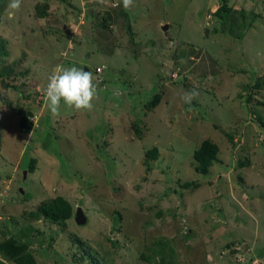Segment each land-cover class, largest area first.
Masks as SVG:
<instances>
[{"label": "rangeland", "instance_id": "rangeland-1", "mask_svg": "<svg viewBox=\"0 0 264 264\" xmlns=\"http://www.w3.org/2000/svg\"><path fill=\"white\" fill-rule=\"evenodd\" d=\"M5 1L0 240L31 226L37 264H158L160 249L173 264H264V0H227L222 15L225 0H22L11 18ZM57 65L92 72V110L51 114ZM204 139L219 152L201 174ZM56 195L86 223L28 216Z\"/></svg>", "mask_w": 264, "mask_h": 264}, {"label": "trees", "instance_id": "trees-1", "mask_svg": "<svg viewBox=\"0 0 264 264\" xmlns=\"http://www.w3.org/2000/svg\"><path fill=\"white\" fill-rule=\"evenodd\" d=\"M226 1L227 0H225V2L217 8V10L215 11L216 15H222L223 12H228L231 10V8L228 7ZM6 3L7 1L0 0V13L4 10ZM48 7L49 5L47 2H39L35 6V15L38 17L45 16L47 14ZM122 14L126 15L123 10ZM109 18L110 16L106 12V16L102 21V26H108L107 19ZM5 53V40L0 37V64H2V62L4 61L2 59V55H4ZM14 65V62L11 63L10 66H4L3 64L0 65V82L6 88L11 87L12 85H8L4 77L7 76L8 78H15V74H13ZM12 87H14V84ZM160 98V93L155 94L153 98L149 102H147L146 107L148 109L154 108L159 103ZM218 152L219 147L215 142L211 141L210 139L202 140L199 147L196 148L193 153V158L195 160V171L201 174L208 173L210 166L217 158ZM145 155L147 158H156L158 155V150L156 147H153L145 151ZM34 163L35 159H30L28 163L29 171L34 170ZM241 164L243 163L241 162ZM192 184L198 187V184L193 182H185L183 186L188 187ZM28 214L30 218H44L50 223L66 226L67 221L73 217L74 207L65 197L56 195L52 198L42 200L38 204L37 208L34 211L29 212ZM33 230L34 229L29 226L19 233H11L4 230L2 231L3 238L0 240V258L4 260L2 264H37L36 258L30 249V246L32 244V240L30 239V232H32ZM170 251H173L171 247ZM157 252L158 264H173L171 261H166L165 251L163 249H160ZM142 257L151 260L150 257L143 254Z\"/></svg>", "mask_w": 264, "mask_h": 264}, {"label": "clouds", "instance_id": "clouds-1", "mask_svg": "<svg viewBox=\"0 0 264 264\" xmlns=\"http://www.w3.org/2000/svg\"><path fill=\"white\" fill-rule=\"evenodd\" d=\"M106 3V0H100ZM134 0H122L123 8L130 10ZM22 0H9L7 15L11 18L16 12L20 11ZM92 72L81 67H64L57 65L52 69L48 77V84L45 88V95L48 100V108L53 116H58L61 109V101L75 110H92L93 101L97 97V87L94 84ZM198 96L195 90L185 92L181 97L185 103ZM31 120V119H30ZM21 192H23L21 190Z\"/></svg>", "mask_w": 264, "mask_h": 264}, {"label": "water", "instance_id": "water-1", "mask_svg": "<svg viewBox=\"0 0 264 264\" xmlns=\"http://www.w3.org/2000/svg\"><path fill=\"white\" fill-rule=\"evenodd\" d=\"M85 70H87V68H85ZM28 115H30V113H28ZM28 115H25L21 118L20 125L23 128L31 129L33 122L29 119ZM20 191H21V189H20ZM74 217H75V221L77 224H85L86 223L87 218L84 215V213L80 207L76 208L75 213H74Z\"/></svg>", "mask_w": 264, "mask_h": 264}, {"label": "built area", "instance_id": "built-area-1", "mask_svg": "<svg viewBox=\"0 0 264 264\" xmlns=\"http://www.w3.org/2000/svg\"><path fill=\"white\" fill-rule=\"evenodd\" d=\"M96 69H97L98 71H100L101 68L97 67Z\"/></svg>", "mask_w": 264, "mask_h": 264}, {"label": "flooded vegetation", "instance_id": "flooded-vegetation-1", "mask_svg": "<svg viewBox=\"0 0 264 264\" xmlns=\"http://www.w3.org/2000/svg\"><path fill=\"white\" fill-rule=\"evenodd\" d=\"M30 119V118H29Z\"/></svg>", "mask_w": 264, "mask_h": 264}]
</instances>
